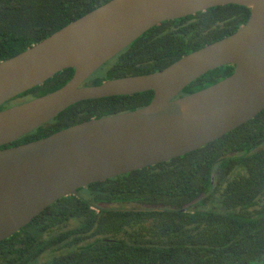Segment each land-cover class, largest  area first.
<instances>
[{
  "label": "trees",
  "instance_id": "obj_1",
  "mask_svg": "<svg viewBox=\"0 0 264 264\" xmlns=\"http://www.w3.org/2000/svg\"><path fill=\"white\" fill-rule=\"evenodd\" d=\"M112 0H0V63L12 59ZM251 15L228 5L163 22L84 84L161 72L183 57L235 34ZM211 71L178 97L230 77ZM65 70L0 107V112L68 84ZM153 92L78 103L0 149L70 127L134 112ZM0 264H264V112L183 157L92 184L60 199L0 242Z\"/></svg>",
  "mask_w": 264,
  "mask_h": 264
},
{
  "label": "water",
  "instance_id": "obj_2",
  "mask_svg": "<svg viewBox=\"0 0 264 264\" xmlns=\"http://www.w3.org/2000/svg\"><path fill=\"white\" fill-rule=\"evenodd\" d=\"M237 5L251 11L235 34L165 70L85 82L155 26ZM225 66V80L184 98L193 82ZM73 69L63 88L0 112V148L85 101L154 93L134 112L70 127L48 138L0 149V242L62 198L195 152L264 112V0H112L22 54L0 63V107Z\"/></svg>",
  "mask_w": 264,
  "mask_h": 264
}]
</instances>
